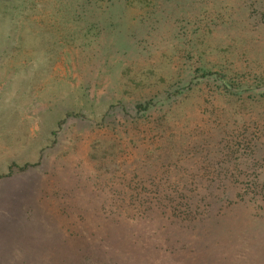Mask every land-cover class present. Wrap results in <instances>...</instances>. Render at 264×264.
Here are the masks:
<instances>
[{"label": "rangeland", "instance_id": "obj_1", "mask_svg": "<svg viewBox=\"0 0 264 264\" xmlns=\"http://www.w3.org/2000/svg\"><path fill=\"white\" fill-rule=\"evenodd\" d=\"M0 264H264V0H0Z\"/></svg>", "mask_w": 264, "mask_h": 264}, {"label": "trees", "instance_id": "obj_2", "mask_svg": "<svg viewBox=\"0 0 264 264\" xmlns=\"http://www.w3.org/2000/svg\"><path fill=\"white\" fill-rule=\"evenodd\" d=\"M200 78L201 79H211V80L219 81V82L223 81L222 76L215 74V73L207 72V71H200ZM159 104H161V102H155L153 100H148L142 104H138L136 106V112L138 114L146 115L148 112H150L152 109L157 107ZM27 167H29V165L22 167V170H26ZM98 258L100 257L98 256Z\"/></svg>", "mask_w": 264, "mask_h": 264}]
</instances>
